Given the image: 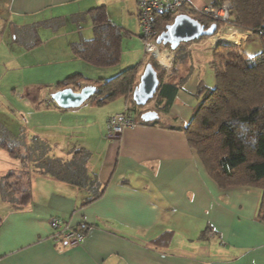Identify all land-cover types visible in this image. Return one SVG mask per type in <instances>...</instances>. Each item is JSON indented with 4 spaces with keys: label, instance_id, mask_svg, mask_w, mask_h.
Returning <instances> with one entry per match:
<instances>
[{
    "label": "crops",
    "instance_id": "obj_1",
    "mask_svg": "<svg viewBox=\"0 0 264 264\" xmlns=\"http://www.w3.org/2000/svg\"><path fill=\"white\" fill-rule=\"evenodd\" d=\"M135 1L0 0V27L7 26L11 40L23 48L34 40L32 29V36L24 29L35 27L40 44L53 43L48 52L52 59L69 58L68 66L82 61L97 67L75 57L70 49V43L93 37L88 11L105 8L110 22L121 29L122 54L124 39L135 37L142 43ZM187 1L199 12L214 0ZM2 16L7 19L2 21ZM245 36L233 43L238 45ZM212 49V44L189 43L181 51L174 72L177 92L169 110L159 112L155 123H143L140 109L124 97L101 120L94 118L99 114L93 113L96 106L88 100L70 109L49 104L32 109L35 124L27 129L26 142H21L29 145L38 137L49 145L48 153L65 160L73 148H84L89 153L88 175L99 183L101 193L85 203L90 186L76 187L37 169L32 161L21 162L20 166H28L21 171L29 199L19 205L0 192V264H264V222L257 219L262 191L219 187L183 130L198 102L199 83L215 84L206 80ZM142 57H150L143 47ZM77 69L66 68L62 75V68L53 72L58 80L49 92L60 89L57 83L76 73L87 81L119 73L108 77L101 72L88 74L89 67ZM122 111L129 112L135 123L119 138L108 139L106 119ZM11 170L6 162L0 172ZM51 218L82 229L81 243L67 246L55 240ZM207 226L210 231H205Z\"/></svg>",
    "mask_w": 264,
    "mask_h": 264
},
{
    "label": "trees",
    "instance_id": "obj_2",
    "mask_svg": "<svg viewBox=\"0 0 264 264\" xmlns=\"http://www.w3.org/2000/svg\"><path fill=\"white\" fill-rule=\"evenodd\" d=\"M228 1L230 8L226 20L191 8H182L179 13L194 17L205 27L216 23L215 32L226 24L250 31L257 36L261 48L251 55H243L244 52L235 47L220 42L214 45L209 66L213 70L215 84L207 86L203 82L199 83L195 92L198 102L183 130L189 146L196 151L205 170L219 187L249 186L262 191L257 219L264 222V0ZM221 3L222 0L213 1L215 7ZM88 12L92 19L93 37L70 43L72 53L97 67L116 65L121 55L120 27L110 22L103 6L92 8ZM173 17L172 14L166 13L155 16L157 35ZM31 29L34 40L25 44L29 49L40 44L35 27L24 29V34L32 36ZM193 41L178 46L169 77L164 78V72L158 69L156 60L148 58L147 61L157 71L159 85L154 96L144 106H137L132 99L136 66L125 68L110 78H98L93 81H87L84 76L76 73L61 80L56 86L60 89H80L82 82H88L87 84L96 87L94 94L88 99L90 104L97 106L120 97L128 98L134 107L140 109L138 116L146 110H155L158 118L151 121L141 119L143 123H155L159 119V112L169 110L177 92L178 84L174 82L176 59ZM8 136L7 134L5 139L0 138V145L5 147L12 157L19 158L22 163L32 161L34 167L59 181L82 188L90 186L91 193L85 203L100 195L101 192L97 190L99 183L88 175L86 162L89 153L84 148H73L72 156L65 160L48 153L49 145L38 137H33L26 149L27 155L23 156L20 148L18 149ZM13 175L14 172L10 171L2 179ZM11 185L13 183L6 185L0 181L3 198H8L11 192L6 188ZM10 190L18 191L20 188L17 186ZM20 192L23 196L20 197L21 200L16 197V200L19 201L17 204L22 205L29 199L28 186ZM210 230V226L205 228V231ZM205 231L200 233L199 237Z\"/></svg>",
    "mask_w": 264,
    "mask_h": 264
},
{
    "label": "rangeland",
    "instance_id": "obj_3",
    "mask_svg": "<svg viewBox=\"0 0 264 264\" xmlns=\"http://www.w3.org/2000/svg\"><path fill=\"white\" fill-rule=\"evenodd\" d=\"M1 19L2 21H5L7 16H2ZM228 27L234 28L238 33L246 35L245 38L240 41L241 43L233 45L224 38L212 41L211 38L215 35L225 34ZM0 29V138L5 139L8 134V137L12 139L18 149L20 148L19 150L23 153V156L27 155L26 149L31 144L32 140L30 139V144L27 145L26 143L21 142V139L26 142V138L29 134L27 129L30 128L32 124H35L36 115L32 109L38 108L37 105L39 107H45L49 104V89L52 88L54 83L58 80L56 79L57 77H53V72L58 74L57 71L59 68H62L63 70L64 67L65 69L72 67L76 70H80L77 68H81L82 70V67L84 66L89 67L88 74L91 72L92 74L101 72L104 76L107 74L106 76L109 77L111 74L120 72L129 66H136L135 68L137 72L134 80L136 86L139 81L140 73L142 72L147 60L142 57V43L137 38L132 37L123 40L121 58L119 63L116 65L98 68L87 65L82 61L78 62L80 65H75L73 63L76 62L70 61L73 65L68 66L69 58L54 60L49 57L48 52L53 46V43H41L38 44L39 47H32L30 49L25 47L23 48L20 44L17 45L18 43H14L11 40L10 31L7 26L3 27L2 25ZM211 36H206L201 40L193 41L191 43L216 44V42H220L224 45L235 47L238 51L244 52L243 55H245V53H247L246 55H251L259 51L261 48L257 36L250 31H243L231 24L222 25L219 27L217 32ZM1 41L3 43H1ZM176 52L177 50L174 51V54ZM172 65L173 59L168 69L158 64V69L164 72V78L169 77L172 71ZM204 68H207V64L205 63ZM64 70L59 74H64ZM83 70L87 72V69L83 68ZM206 72V80L210 82V84H213L215 81L213 70H206ZM121 101L122 98L120 97L102 105L93 107V113L99 114L94 116V118L101 120L106 113L118 107ZM89 112V110L86 111L87 114ZM31 136L32 135H30V137ZM6 162L9 166L13 167V170L11 171L14 172V175L13 177L2 179L7 173H4L3 175V172H0V181L2 180V182L6 185L13 183V185H11L8 189L6 188V190L11 192L8 198L13 199L15 203H18L19 201L16 200V197L21 200L20 197L23 195L20 191L27 186L26 177L23 173L24 171L21 170L26 171L28 166H20L21 160L19 158L12 157L8 153L7 149L0 145V167L2 168ZM16 165H19V168H21L18 170ZM15 182L18 183L14 185ZM17 186L20 190H10L16 188Z\"/></svg>",
    "mask_w": 264,
    "mask_h": 264
},
{
    "label": "built area",
    "instance_id": "obj_4",
    "mask_svg": "<svg viewBox=\"0 0 264 264\" xmlns=\"http://www.w3.org/2000/svg\"><path fill=\"white\" fill-rule=\"evenodd\" d=\"M136 5L143 51L156 60L160 66L168 69L175 55V50L170 49L169 46L167 47L162 43H157V31L154 26V18L157 14L163 13L175 16L179 13L180 9H190L191 5L187 0H136ZM229 8L230 2L228 0H222L219 6L215 7L213 3H209L202 7L200 12L212 14L221 20H226ZM211 44L214 45L215 43ZM161 54L169 60L168 65L160 62L159 58ZM49 106L52 108L57 107L52 98ZM134 123L133 116L127 111L110 114L105 122V135L108 139H117L124 129L134 125ZM49 223L54 229L52 234L53 238L63 242L67 246L79 245L84 238L82 229L65 223L59 218H51Z\"/></svg>",
    "mask_w": 264,
    "mask_h": 264
},
{
    "label": "water",
    "instance_id": "obj_5",
    "mask_svg": "<svg viewBox=\"0 0 264 264\" xmlns=\"http://www.w3.org/2000/svg\"><path fill=\"white\" fill-rule=\"evenodd\" d=\"M216 23L205 27L194 17L185 14H176L164 30L156 38L157 43L168 45L170 49L177 50L181 43H187L203 36L215 34ZM159 85L157 71L150 62H147L140 74L138 84L134 87L132 99L137 106H144L156 93ZM94 85H83L79 90L72 87H64L50 93V97L61 109L76 108L87 101L95 92ZM141 119L151 121L158 118L155 110H147L141 113Z\"/></svg>",
    "mask_w": 264,
    "mask_h": 264
},
{
    "label": "bare ground",
    "instance_id": "obj_6",
    "mask_svg": "<svg viewBox=\"0 0 264 264\" xmlns=\"http://www.w3.org/2000/svg\"><path fill=\"white\" fill-rule=\"evenodd\" d=\"M226 33L225 34H218V35H215L214 37H212V41H215V40H219V39H226L229 41V43H232L234 44L233 42L236 41L239 37H241L243 35V33H238L237 31H231L230 30V27H228L226 29ZM217 43V42H216ZM160 62L163 63L164 65H168V59L166 57L163 56V54L160 55V58H159Z\"/></svg>",
    "mask_w": 264,
    "mask_h": 264
}]
</instances>
